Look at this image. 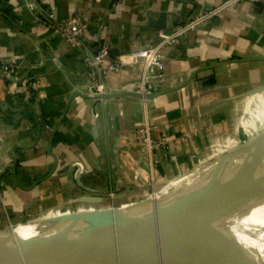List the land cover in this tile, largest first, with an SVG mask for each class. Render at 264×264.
<instances>
[{"label":"crops","instance_id":"1","mask_svg":"<svg viewBox=\"0 0 264 264\" xmlns=\"http://www.w3.org/2000/svg\"><path fill=\"white\" fill-rule=\"evenodd\" d=\"M225 1L0 0V65L15 61L18 77H34L45 94L40 100L38 91L0 74V228L9 217H20L19 225L23 217L106 211L147 198L152 188L137 140L146 110L156 138H170L158 168L165 186L264 132V3L258 0L234 5L168 48L147 101L132 92L141 64L102 79L119 96L90 98L85 51L46 27L49 14L80 16L90 26L82 37L88 48L97 51L107 39L113 61L136 50L137 39L157 45L188 18ZM28 2L38 6L35 13Z\"/></svg>","mask_w":264,"mask_h":264},{"label":"water","instance_id":"2","mask_svg":"<svg viewBox=\"0 0 264 264\" xmlns=\"http://www.w3.org/2000/svg\"><path fill=\"white\" fill-rule=\"evenodd\" d=\"M258 2L263 4L264 0ZM76 95L78 93L72 98ZM119 95L108 92L90 98L103 101ZM150 97L149 94L148 99ZM262 144L264 132L207 163L215 162L221 177L232 155L249 152ZM261 164L229 179L219 180L218 176L216 181L205 185H195L184 177L157 197L150 196L121 208L0 228V264H101L99 259L112 264H201L179 246L182 243L195 248L180 233L209 228L216 221L204 218L241 199L245 194L244 185L264 174ZM20 225L34 227L35 234L31 237L20 235L17 233ZM225 238L216 232L208 237L219 257L218 264H230V260L242 252L237 242L232 246Z\"/></svg>","mask_w":264,"mask_h":264},{"label":"built area","instance_id":"3","mask_svg":"<svg viewBox=\"0 0 264 264\" xmlns=\"http://www.w3.org/2000/svg\"><path fill=\"white\" fill-rule=\"evenodd\" d=\"M243 1L252 0H227L210 11H203L195 17L188 18L184 25L166 36L157 45H144L137 39L136 50L131 53L121 54L113 61L111 60L112 44L107 39L97 51H92L88 48L82 37L83 35H88L90 26L80 16H71L67 19L59 20L54 15L49 14L46 20V27L52 37L60 38L73 49H82L85 51L84 61L87 66L91 97L105 95L109 92L102 82V79L107 77L109 73L119 72L127 66L141 64L143 65L142 79L139 85L132 89V92L138 93L144 101H147L148 95L150 94V81L153 78L162 77L163 71L165 70L166 50L168 48H175L179 41L185 39L191 31L208 23L227 9ZM26 6L34 13L38 8L32 2H28ZM93 25H95L96 30H99L100 23ZM19 67L15 61L2 63L0 65V74L6 81L15 79L17 85L25 87L30 91H38L40 100H43L45 94L38 87L34 77L29 76L25 79L18 77L16 69ZM157 129L158 127L152 123L146 110L145 120L138 130L137 140L144 160L148 184L152 188V192L148 197H157L167 187V185L165 186L159 182L158 168L162 161L160 153L168 149L170 138L169 135L156 138ZM136 179L139 180L138 177ZM8 220H11L10 223H14L11 218H8Z\"/></svg>","mask_w":264,"mask_h":264},{"label":"bare ground","instance_id":"4","mask_svg":"<svg viewBox=\"0 0 264 264\" xmlns=\"http://www.w3.org/2000/svg\"><path fill=\"white\" fill-rule=\"evenodd\" d=\"M264 167V144L250 150L249 152L232 155L224 165L223 176L218 175V168L215 162H210L186 176V181L195 185H205L213 183L219 176V180L229 179L243 172L253 165ZM185 181V180H184ZM178 181L171 182L173 187ZM187 184V183H186ZM245 194L234 204L226 207L223 211L207 215L204 220L216 221L207 229H196L180 233V235L191 242L195 248H190L185 244L179 243L183 250L192 254L201 264L210 257L217 255L211 248L208 237L201 235V231H212L216 227L223 230V236H226V242L235 246L237 242L240 247L248 248L252 251L258 248L261 252L264 250V174L244 185ZM17 233L24 237H31L35 234V228L32 226L19 228ZM261 253L257 252V256ZM101 260V261H100ZM101 264H112L106 259H99ZM219 261L217 256L215 262Z\"/></svg>","mask_w":264,"mask_h":264},{"label":"rangeland","instance_id":"5","mask_svg":"<svg viewBox=\"0 0 264 264\" xmlns=\"http://www.w3.org/2000/svg\"><path fill=\"white\" fill-rule=\"evenodd\" d=\"M200 166H202V165H200ZM193 170H191V172H193ZM188 174L182 175L181 177H178V178L171 179L170 183L167 184V187L171 184V182L180 181L181 179L186 177V175H188ZM9 218H12V217H9ZM19 218L20 217H15V219H12L13 220L12 222L17 223ZM22 219H23L22 220L23 224H26V223H29L32 221L40 220L37 217H23ZM10 221L5 220L4 222L6 223V225H4L2 228L4 229V228L10 226L11 224H14V223H10ZM212 232H216L217 234H223L222 228L216 227L212 231H209V230L201 231V235L207 236L208 234H211ZM241 251L242 252L239 255L235 256L234 258H232L230 260V264H264V250L260 252L258 250V248L256 247L252 251H250L248 248L241 247ZM257 252L261 253L260 256H257ZM217 256L218 255L210 257L208 260H205L203 263L204 264H218V262H215V259ZM225 259L226 258H224L223 260H225Z\"/></svg>","mask_w":264,"mask_h":264},{"label":"trees","instance_id":"6","mask_svg":"<svg viewBox=\"0 0 264 264\" xmlns=\"http://www.w3.org/2000/svg\"><path fill=\"white\" fill-rule=\"evenodd\" d=\"M210 82H214V81L212 80V81H210Z\"/></svg>","mask_w":264,"mask_h":264}]
</instances>
